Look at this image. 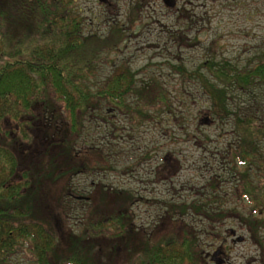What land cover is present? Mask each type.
<instances>
[{
  "label": "trees",
  "instance_id": "1",
  "mask_svg": "<svg viewBox=\"0 0 264 264\" xmlns=\"http://www.w3.org/2000/svg\"><path fill=\"white\" fill-rule=\"evenodd\" d=\"M99 1L108 5V0ZM141 6L142 2L133 6L131 25L137 22ZM123 31L113 27L107 37L86 35L78 0H0V264H117L126 247L135 248L134 257L123 264H203L197 236L181 218L202 214L210 224H217L233 214L225 211L224 215L221 208L212 212L211 205L221 203V197L210 204L199 199L167 203L168 216L177 217L178 222L156 241L145 234L137 239L132 223L136 197L131 190L99 186L97 193L88 195L90 206L83 225L71 232L65 230L61 217L45 208L41 193L54 198L57 183H65L61 195L78 202L69 188L74 178L115 171L101 150L86 151L85 156L77 153L75 145L87 115L105 123L117 115L138 129L159 118L180 126L187 122L160 79L142 81L144 69L134 71L120 64L102 82L97 81L99 64L109 63L101 54L122 46L127 39ZM255 55L257 60L243 65L207 61L201 68L210 77L200 70L188 71L183 63L168 65L183 82H199L210 101L209 114L218 121H233L239 133L235 159L245 168L257 166L252 178L241 174L240 193L254 207L239 216L249 232L257 235L264 230V221L257 217L264 216V127L256 118L242 117L231 109L237 92L264 90V45ZM182 102L181 110L186 109ZM9 123L18 129L20 146L30 154L41 152L38 159L23 160L16 138L6 128ZM94 153L98 159L92 158ZM101 239L112 248L107 257L101 253Z\"/></svg>",
  "mask_w": 264,
  "mask_h": 264
},
{
  "label": "rangeland",
  "instance_id": "2",
  "mask_svg": "<svg viewBox=\"0 0 264 264\" xmlns=\"http://www.w3.org/2000/svg\"><path fill=\"white\" fill-rule=\"evenodd\" d=\"M78 1L85 18L86 35L107 37L111 28L119 27L127 37L117 51L101 54L109 63L99 64L97 81L102 82L120 64L134 71L144 69L142 81L151 77L160 79L173 101H178L175 107L187 122L180 126L170 119L159 118L138 129L117 115L108 117L109 123L87 115L83 134L75 145L77 153L85 156L86 151L101 150L111 159L115 171L74 178L69 190L78 202L61 195L65 183H57L52 189L54 198L41 193L45 208L61 217L65 230L71 232L83 225V215L90 206L88 195L97 193L99 186L131 190L136 197L132 223L137 239L145 234L157 241L178 222L177 217L170 219L165 204L191 203L196 199L210 204L211 199L221 197V203L211 205L212 212L218 213L221 208L220 213L226 215L225 211H232L233 214L228 213L217 224H210L202 214L181 218L197 236L199 260L203 264H216L213 256L223 249L228 264L260 263L264 260V230L259 232L261 236L257 234L259 246L257 236L249 232L239 217L254 207L240 193L241 174L252 178L258 172L257 166L245 168L235 159L240 139L233 121H218L210 115V101L199 82H183L181 75L174 73L168 64L183 63L188 71L200 70L210 77L201 68L207 61L243 65L257 60L255 52L264 45V0H176L173 9L164 0H108V5L99 0ZM138 2H142L138 20L131 25V10ZM236 96L232 111L242 117H254L264 127V90L245 95L237 92ZM181 100L186 109L179 107ZM205 116L213 120L210 125H201ZM15 127L13 123L6 125L13 133L12 139L16 138V148H21L23 160L38 159L40 151L30 154L27 147L20 146ZM261 148L264 157V142ZM98 157L95 153L92 156ZM257 217L259 222L264 221V216L257 214ZM230 230L246 238L245 244H234ZM101 240V253L107 257L112 248H108L106 239ZM133 249L126 247V254L121 252L117 264L134 257Z\"/></svg>",
  "mask_w": 264,
  "mask_h": 264
},
{
  "label": "flooded vegetation",
  "instance_id": "3",
  "mask_svg": "<svg viewBox=\"0 0 264 264\" xmlns=\"http://www.w3.org/2000/svg\"><path fill=\"white\" fill-rule=\"evenodd\" d=\"M228 195V194H227ZM244 197H246L245 199H248V196H246V195H244ZM249 200V199H248ZM229 233H230V235L232 236V238H234L235 240H234V244H245V242H246V238H244V237H239V236H237V234H236V232L235 231H232V230H230L229 231ZM259 236H261L260 234L261 233H257ZM257 235H255V237H256ZM259 238H258V236H257V243H258V245L260 246V244H261V241H259L258 240ZM256 243V242H255ZM220 256H219V259L223 262L222 264H228L229 263V258H227V255H226V251L225 250H223V249H220ZM258 264H264V260H260V263L258 262Z\"/></svg>",
  "mask_w": 264,
  "mask_h": 264
},
{
  "label": "water",
  "instance_id": "4",
  "mask_svg": "<svg viewBox=\"0 0 264 264\" xmlns=\"http://www.w3.org/2000/svg\"><path fill=\"white\" fill-rule=\"evenodd\" d=\"M102 2H105L107 3V1L105 0H101ZM164 4L169 7V8H174L176 7L177 5V1L176 0H164ZM212 123L210 117H204L201 121V124L202 125H210ZM220 251H217L215 252L214 256H213V261L216 263V264H222L223 262L219 259V256H220Z\"/></svg>",
  "mask_w": 264,
  "mask_h": 264
}]
</instances>
